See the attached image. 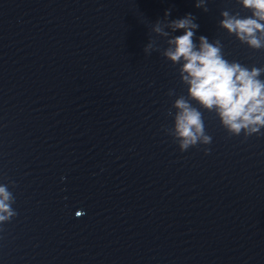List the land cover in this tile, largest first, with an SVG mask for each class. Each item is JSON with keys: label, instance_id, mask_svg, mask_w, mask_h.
Returning <instances> with one entry per match:
<instances>
[{"label": "water", "instance_id": "1", "mask_svg": "<svg viewBox=\"0 0 264 264\" xmlns=\"http://www.w3.org/2000/svg\"><path fill=\"white\" fill-rule=\"evenodd\" d=\"M195 3L0 0V183L17 213L0 264H264V135L229 137L203 108L210 145L181 152L165 131L189 99L164 56L183 34L171 20L193 15L197 45L264 67L219 27L250 15L237 0Z\"/></svg>", "mask_w": 264, "mask_h": 264}, {"label": "clouds", "instance_id": "2", "mask_svg": "<svg viewBox=\"0 0 264 264\" xmlns=\"http://www.w3.org/2000/svg\"><path fill=\"white\" fill-rule=\"evenodd\" d=\"M206 0H196L195 7L208 11ZM250 15L241 16L228 10L221 13L220 29L234 36L242 45L252 51H264V0H237ZM170 10L165 12L169 17ZM191 14L183 18L171 20L167 27L172 32L183 31L182 35L167 40L168 48L164 56L173 65L180 64L181 82L186 84L187 97L181 95L172 105L175 109L174 125L165 129L177 143L181 152L197 145L208 146L212 137L206 133L201 108L212 112L215 110L221 126L229 137H239L242 133L245 139L251 136L264 135V67L246 66L237 61L225 58L221 40L210 41L205 36L199 37V43L194 42L199 25ZM153 31L158 35L168 37L163 31L162 22L157 21ZM152 44L144 48L146 54H151ZM169 92V95H173ZM192 101L199 107L193 106ZM173 114L172 110L168 113ZM210 149L205 150L208 154ZM11 183H0V226L10 223L17 213L13 208L15 197L10 188ZM81 211L76 212L81 217ZM2 230V229H0Z\"/></svg>", "mask_w": 264, "mask_h": 264}]
</instances>
